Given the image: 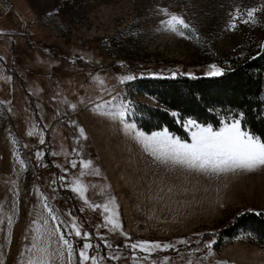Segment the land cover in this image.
I'll return each mask as SVG.
<instances>
[{
  "label": "rangeland",
  "instance_id": "rangeland-1",
  "mask_svg": "<svg viewBox=\"0 0 264 264\" xmlns=\"http://www.w3.org/2000/svg\"><path fill=\"white\" fill-rule=\"evenodd\" d=\"M9 1L11 10L0 0V205L13 217V226L9 238L7 221L0 224L3 264H20L28 255L41 193L66 224L75 217L92 233L91 242L103 245L99 254L104 264H134L133 256L142 258L144 253L125 246L132 242L181 239L189 244H177L179 254L155 253L157 264L164 257L170 258L169 264H264V245L247 234L213 248L215 255L204 259L205 244L213 241L210 233L243 211L264 213V170L217 179L163 165L139 143L126 144L132 138L123 126L96 111L105 101L111 102L105 110L128 103L121 82L128 74L124 64H155L168 70L219 67L228 65L234 54L264 46V12L255 14V23L242 22L246 11L260 9L264 0ZM162 8L182 16L195 31L186 29L179 36L165 30ZM236 9L244 15L234 21ZM233 22L235 29L230 27ZM134 98L154 104L145 96ZM185 129L190 143L191 132ZM113 137L121 141L112 144ZM37 152L43 157L38 159ZM82 160H91L100 175L82 169ZM82 171L89 174L81 176ZM54 179L60 186L57 202L50 190ZM76 179L87 186L91 203L105 204L114 197L127 237L100 227L106 213L89 208L72 191ZM101 236L113 248H105ZM68 238L78 249L80 238ZM113 254L121 259L109 260ZM140 264L151 261L141 259Z\"/></svg>",
  "mask_w": 264,
  "mask_h": 264
},
{
  "label": "snow or ice",
  "instance_id": "snow-or-ice-1",
  "mask_svg": "<svg viewBox=\"0 0 264 264\" xmlns=\"http://www.w3.org/2000/svg\"><path fill=\"white\" fill-rule=\"evenodd\" d=\"M260 11L264 12V6L260 9L251 8L246 11L247 19L243 23H255V14ZM160 12L167 17L161 23L164 29L175 33L179 36H184L185 31L194 32L191 26L183 19L182 16L170 13L167 8L160 9ZM244 13L240 9H236L233 14L234 21L239 19ZM231 28L237 27L233 22ZM175 75V74H173ZM210 77H218L224 75L223 69L216 65H211L207 73ZM136 79L134 76L121 77V82ZM98 82L103 85L104 81L97 77ZM110 101H105L104 104H97L96 111L100 115H104L113 121H118L125 131V134L139 143L142 148L151 155L155 160L163 165L172 168H181L208 177L219 179L221 176L239 175L254 173L264 170V140L256 136L248 130L242 128L241 119L243 114H240V119H231L225 121L223 126L218 130H214L211 124L204 126L197 123L195 120L188 119L184 123V127L191 132V142L181 140L179 137L173 136L167 129L163 131L152 132L147 134L137 128L135 122H130L129 115L132 111L130 102L121 103L117 106L105 110V105H110ZM75 105L72 108L75 109ZM177 116V113H172ZM80 134L85 139L87 138L84 129H79ZM29 135H33L29 132ZM43 144L44 140L41 139ZM37 158L43 157V153L37 152ZM53 155H56L53 153ZM21 166H24L23 160H18ZM72 167L77 166V162L73 160ZM82 169L90 170L92 174L100 175L99 169L94 168L91 160L81 161ZM89 174L88 171H82L81 176ZM61 180L64 177H60ZM72 191L84 201L89 208L96 210L102 208L106 213L104 223L100 227L108 228V231L114 234H120L127 237V233L123 231L122 224L119 219L118 205L115 204V199L110 198L105 204L91 203L86 192L88 188L81 180L76 179L72 182ZM41 211L37 214V219L33 222L35 225V235L27 248L28 255L21 259L20 264H104L105 257L99 254L100 244H93L92 233L85 231L82 224H78L75 217L72 218L70 224H66L60 218L56 209L49 203L48 198L41 193ZM0 214L4 215V219H0V224L7 221L8 236L11 238V228L13 226V217L3 213V205H0ZM69 215H71L69 213ZM259 215V213H257ZM50 222L51 225H50ZM67 227V232L62 230ZM78 237L82 241L79 248L76 247V241L68 237ZM104 242V247L111 249L113 244L100 237ZM130 240V237H128ZM199 243V241H197ZM215 241H210L205 244L208 250L207 259L209 256H214L213 244ZM177 244L188 245L189 240L181 239L175 243H162L160 241H136L125 245L130 248L133 253L139 251L145 255L141 258L133 256L134 264H140V260L151 261V264H157L153 258L155 253L180 250ZM117 249L119 245L116 246ZM195 251L190 253L194 255ZM95 252L96 254H91ZM109 260H119L121 257L113 254L108 257ZM169 257H164L161 264H169ZM3 264V260H0ZM187 264H194L192 260H188ZM217 264H228L227 261L217 262Z\"/></svg>",
  "mask_w": 264,
  "mask_h": 264
},
{
  "label": "trees",
  "instance_id": "trees-1",
  "mask_svg": "<svg viewBox=\"0 0 264 264\" xmlns=\"http://www.w3.org/2000/svg\"><path fill=\"white\" fill-rule=\"evenodd\" d=\"M124 65L127 76L136 77L124 82L128 90L126 101L132 109L129 120L145 133L167 129L173 136L189 142L186 120L204 126L211 124L218 130L225 121L240 119L243 114L242 128L264 140V46L245 55L234 54L228 65L219 66L224 75L218 77L208 76L207 67L176 66L168 70L155 64L140 68ZM134 95L145 96L154 104L141 102ZM257 213L243 211L210 233L215 241L213 248L220 249L226 241L243 234L264 245V213Z\"/></svg>",
  "mask_w": 264,
  "mask_h": 264
},
{
  "label": "built area",
  "instance_id": "built-area-1",
  "mask_svg": "<svg viewBox=\"0 0 264 264\" xmlns=\"http://www.w3.org/2000/svg\"><path fill=\"white\" fill-rule=\"evenodd\" d=\"M3 4L6 6V8L8 10H11L12 8V4L9 0H2ZM50 190L53 194L56 195L55 197V201L57 202L59 200V197L57 196V194L59 193V181L57 179H54L51 183H50Z\"/></svg>",
  "mask_w": 264,
  "mask_h": 264
},
{
  "label": "crops",
  "instance_id": "crops-1",
  "mask_svg": "<svg viewBox=\"0 0 264 264\" xmlns=\"http://www.w3.org/2000/svg\"><path fill=\"white\" fill-rule=\"evenodd\" d=\"M117 141H121V139L119 140V139H116V138H114L113 137V139H112V141H111V143L112 144H117ZM125 141H127V140H125ZM128 141H130L129 143L128 142H125L126 144H137V142L134 140V139H130V140H128ZM106 143H108L107 141H106ZM119 143V142H118ZM120 144V143H119ZM128 155H130V154H128ZM131 157V156H130ZM152 157V156H151ZM131 159H132V157H131ZM104 169H105V171H106V173H107V175H108V177H109V179H110V181H111V178H110V174H109V170L107 171V162H106V160H104ZM122 183H124L123 181H121ZM111 186H112V188H113V182L111 181ZM113 193H116L117 194V192L114 190V188H113Z\"/></svg>",
  "mask_w": 264,
  "mask_h": 264
}]
</instances>
